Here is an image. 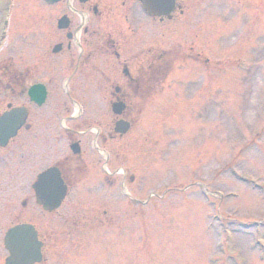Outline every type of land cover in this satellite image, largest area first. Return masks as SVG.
I'll return each mask as SVG.
<instances>
[{"label": "flooded vegetation", "instance_id": "af4514ba", "mask_svg": "<svg viewBox=\"0 0 264 264\" xmlns=\"http://www.w3.org/2000/svg\"><path fill=\"white\" fill-rule=\"evenodd\" d=\"M223 2L0 0V264L13 229L35 233V264H69L97 228V204L121 197L144 216L162 169L150 165V124L175 81L173 93L203 81L193 94L208 107L220 65L213 22L198 20ZM49 172L55 196L40 180Z\"/></svg>", "mask_w": 264, "mask_h": 264}, {"label": "rangeland", "instance_id": "374dc122", "mask_svg": "<svg viewBox=\"0 0 264 264\" xmlns=\"http://www.w3.org/2000/svg\"><path fill=\"white\" fill-rule=\"evenodd\" d=\"M212 12L198 20L213 22L220 65L208 107L193 94L203 81L178 93L174 82L154 114L158 131L150 124L163 162L151 160L162 169L148 179L144 216L121 197L97 204V228L85 227L84 255L69 264H264V0H224Z\"/></svg>", "mask_w": 264, "mask_h": 264}, {"label": "water", "instance_id": "95a60500", "mask_svg": "<svg viewBox=\"0 0 264 264\" xmlns=\"http://www.w3.org/2000/svg\"><path fill=\"white\" fill-rule=\"evenodd\" d=\"M153 4H151L150 6L152 7ZM153 6H157V5H153ZM47 176H52L56 178V181L60 179L58 178V176H53L51 174V172L49 173H45L44 175L41 176L40 180H43V177H47ZM41 180V182H42ZM63 194H60L57 198V203L54 206H58L60 200L63 198ZM26 229L24 227H20V228H16L13 229L9 232L8 236H7V247L10 250V258L7 260V264H35L37 262L41 261V252H40V247L41 244L39 242H37V238L36 235L34 233L33 240V247L32 250L29 252H22L20 250L19 245L13 240V237L16 233L18 232H22L25 231Z\"/></svg>", "mask_w": 264, "mask_h": 264}, {"label": "snow or ice", "instance_id": "6c2138e0", "mask_svg": "<svg viewBox=\"0 0 264 264\" xmlns=\"http://www.w3.org/2000/svg\"><path fill=\"white\" fill-rule=\"evenodd\" d=\"M42 183L44 185L46 195L55 196L58 193L59 189L54 177H43ZM13 240L19 245L22 252H29L32 250L34 240L28 231L16 233Z\"/></svg>", "mask_w": 264, "mask_h": 264}]
</instances>
